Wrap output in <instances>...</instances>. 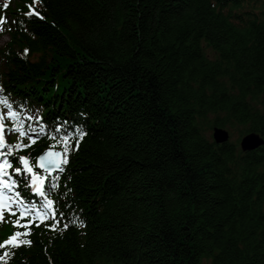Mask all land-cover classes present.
<instances>
[{"label": "trees", "instance_id": "obj_1", "mask_svg": "<svg viewBox=\"0 0 264 264\" xmlns=\"http://www.w3.org/2000/svg\"><path fill=\"white\" fill-rule=\"evenodd\" d=\"M13 2L6 94L87 135L56 195L77 223L8 264H264V144L209 134L264 137V0Z\"/></svg>", "mask_w": 264, "mask_h": 264}, {"label": "snow or ice", "instance_id": "obj_2", "mask_svg": "<svg viewBox=\"0 0 264 264\" xmlns=\"http://www.w3.org/2000/svg\"><path fill=\"white\" fill-rule=\"evenodd\" d=\"M38 3H42V0H32L24 15L45 19L35 6ZM7 6L4 5L5 8ZM4 22L6 18H0V24ZM28 51L25 49L24 54ZM26 121H32L37 126ZM42 121L38 110L29 109L23 101L17 103L0 85V223L11 218L10 223L17 229L0 242V264H8L6 258L13 254L7 249H19L25 245L30 247L33 244L31 239L25 238L32 235L33 226L39 228L44 225L48 230L62 234L70 224L77 223V219L64 222L68 219L67 214L59 208L58 201L51 194L61 186L60 176L56 173L66 170L71 153L79 149L87 132L80 125L72 127L69 121L51 127ZM49 128L50 131L46 132ZM6 134H16L17 141L8 143ZM45 135L55 143L49 144L43 153L35 157L17 155L20 151L32 148ZM25 139L28 143H24ZM31 197L38 199L33 200ZM79 223L83 224V221Z\"/></svg>", "mask_w": 264, "mask_h": 264}, {"label": "water", "instance_id": "obj_3", "mask_svg": "<svg viewBox=\"0 0 264 264\" xmlns=\"http://www.w3.org/2000/svg\"><path fill=\"white\" fill-rule=\"evenodd\" d=\"M212 138L217 144H223L229 141V132L223 127L213 126ZM239 144L242 151H251L262 146L264 144V138L260 133L252 131L246 133L241 138Z\"/></svg>", "mask_w": 264, "mask_h": 264}, {"label": "rangeland", "instance_id": "obj_4", "mask_svg": "<svg viewBox=\"0 0 264 264\" xmlns=\"http://www.w3.org/2000/svg\"><path fill=\"white\" fill-rule=\"evenodd\" d=\"M253 1V0H252ZM7 40V36L6 35H2L0 37V45H2L5 41ZM228 132H229V139L230 141H234V142H237L238 145H239V148H240V140L241 138L246 134V133H241L240 131V127L239 126H233V127H224ZM210 135L212 134L211 133V130H210Z\"/></svg>", "mask_w": 264, "mask_h": 264}]
</instances>
